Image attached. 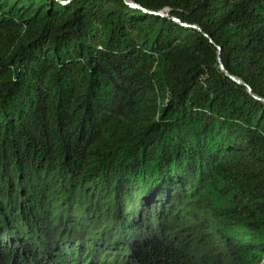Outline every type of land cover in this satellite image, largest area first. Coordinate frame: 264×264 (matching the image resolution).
<instances>
[{
    "label": "trees",
    "instance_id": "obj_1",
    "mask_svg": "<svg viewBox=\"0 0 264 264\" xmlns=\"http://www.w3.org/2000/svg\"><path fill=\"white\" fill-rule=\"evenodd\" d=\"M125 1L135 5H127ZM0 0V264H264V0Z\"/></svg>",
    "mask_w": 264,
    "mask_h": 264
},
{
    "label": "water",
    "instance_id": "obj_2",
    "mask_svg": "<svg viewBox=\"0 0 264 264\" xmlns=\"http://www.w3.org/2000/svg\"><path fill=\"white\" fill-rule=\"evenodd\" d=\"M124 1H125V0H124ZM125 3H127V5H129V6L135 7V5L129 3L128 1H125ZM183 25H184L185 27H188V26L193 27V28H195L197 31H200L201 34H202L204 37H206V38L208 39L209 43H211L214 47H216V63H217V68H218V70H219L221 73H223L227 78H229V79H230L231 81H233L234 83H236V84H238V85H242V86H244V87H245V91H246V93H247L250 97H252V98L255 99V100H258V101L264 102V99H263V98H261V97L255 95V94H253V93L251 92L250 87H249L245 82H243V81H242L241 79H239L238 77H236V76H234V75L228 73V71L224 68V66H223V64H222V62H221V60H220V56H219V47H217V46L214 45V43H213L212 40L209 38V36L200 30L199 26H196V25H193V24H191V25L183 24Z\"/></svg>",
    "mask_w": 264,
    "mask_h": 264
}]
</instances>
